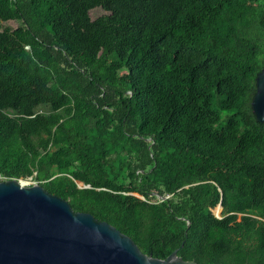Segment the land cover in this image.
<instances>
[{"label": "trees", "instance_id": "1", "mask_svg": "<svg viewBox=\"0 0 264 264\" xmlns=\"http://www.w3.org/2000/svg\"><path fill=\"white\" fill-rule=\"evenodd\" d=\"M263 68L264 0H0L2 180L158 258L264 264Z\"/></svg>", "mask_w": 264, "mask_h": 264}, {"label": "water", "instance_id": "2", "mask_svg": "<svg viewBox=\"0 0 264 264\" xmlns=\"http://www.w3.org/2000/svg\"><path fill=\"white\" fill-rule=\"evenodd\" d=\"M252 105L264 122V68ZM178 252L165 259L147 254L116 226L74 210L40 184L0 181V264H202Z\"/></svg>", "mask_w": 264, "mask_h": 264}, {"label": "rangeland", "instance_id": "3", "mask_svg": "<svg viewBox=\"0 0 264 264\" xmlns=\"http://www.w3.org/2000/svg\"><path fill=\"white\" fill-rule=\"evenodd\" d=\"M108 13V11L106 9H104L103 7L99 6V7H96V8H93L91 10V15L94 19L102 16L103 14H106ZM10 25L12 26H18L19 25V22L18 21H15V20H12L9 22ZM24 182L26 184H31V185H34V184H37V181L33 178V177H29V178H24ZM222 210H219V206L215 209V213L219 216H221V213H222Z\"/></svg>", "mask_w": 264, "mask_h": 264}, {"label": "built area", "instance_id": "4", "mask_svg": "<svg viewBox=\"0 0 264 264\" xmlns=\"http://www.w3.org/2000/svg\"><path fill=\"white\" fill-rule=\"evenodd\" d=\"M2 179H3V176H2V175H0V181H3ZM28 185H31V184H28Z\"/></svg>", "mask_w": 264, "mask_h": 264}]
</instances>
